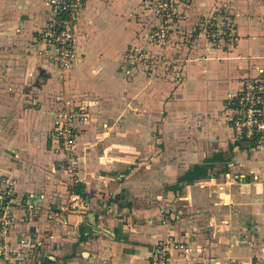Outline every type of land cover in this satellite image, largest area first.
<instances>
[{"label":"crops","instance_id":"obj_1","mask_svg":"<svg viewBox=\"0 0 264 264\" xmlns=\"http://www.w3.org/2000/svg\"><path fill=\"white\" fill-rule=\"evenodd\" d=\"M173 2L159 44L149 0H86L59 69L38 39L47 0H0V175L14 178L18 206L0 249L29 239L37 264H148L174 236L189 250L168 264H264V144L234 135L227 118L245 82L264 76V0ZM218 10L235 39L216 45L199 20L220 26ZM134 46L142 65L127 62ZM69 105L87 113L72 177L52 134ZM72 192L84 202L72 206Z\"/></svg>","mask_w":264,"mask_h":264},{"label":"built area","instance_id":"obj_2","mask_svg":"<svg viewBox=\"0 0 264 264\" xmlns=\"http://www.w3.org/2000/svg\"><path fill=\"white\" fill-rule=\"evenodd\" d=\"M155 10L158 20L156 28L153 30L151 38L153 41L164 44L172 28L173 0H149ZM86 0H47L49 20L48 24L39 32L38 39L48 42L52 47L50 59L59 69H66L70 66L74 57L73 32L78 15L85 5ZM220 18L221 24L216 25L215 19L201 17L199 25L204 31L205 37L213 44L219 45L221 42L233 41L235 39L232 32V18L225 10H218L215 14ZM133 56L128 57L130 65L138 66L144 64L143 53L137 47H133ZM264 74V72H263ZM68 102V101H67ZM231 113L227 117L234 135L239 138L254 140L258 144H264V76L248 79L240 90L235 94ZM87 116L82 107H61L58 117L55 119L56 134L63 143V150L70 151L75 147L74 139L76 132H72V126L76 129ZM76 161V160H75ZM75 167V166H74ZM74 167L66 166L67 175L73 176ZM75 181L73 182V184ZM13 183L6 181L0 190V204L4 203L0 225L3 229L8 226L13 219L17 209L11 197ZM31 195H27L24 203L27 214H33L37 208L31 201ZM72 199L77 203H83L84 198L79 194L72 195ZM13 206V207H12ZM40 243L29 239L22 240L18 248H12L7 243L0 249L2 255L9 264H37ZM166 250L160 246L153 249L148 264H168L169 258Z\"/></svg>","mask_w":264,"mask_h":264},{"label":"rangeland","instance_id":"obj_3","mask_svg":"<svg viewBox=\"0 0 264 264\" xmlns=\"http://www.w3.org/2000/svg\"><path fill=\"white\" fill-rule=\"evenodd\" d=\"M66 104H68V102ZM65 107H68V106H65ZM58 112H59V110L57 111V115H56L55 118L58 117ZM52 127H53L52 134L56 138V141H57V149L59 151L61 150V152L64 154L63 166L65 168L68 165H71V167H74L75 166L73 170H77V160H78V157L74 153V148H73V150L71 149L70 151H67V150L65 151V149L63 150V143H62L61 139L56 134V128H57L56 124L54 123V125ZM80 130H81V128H80L79 125H78V127H76V129L72 126V132L73 131L76 132V137L74 139V142L75 143L77 142V138L80 135ZM65 170H67V169H65ZM8 180L11 183L15 184L14 183L15 182L14 178H12L10 175H7V174L6 175H0V182L1 183L6 184V181H8ZM180 181L182 182L184 180L182 179ZM68 188H69V186H68ZM71 188H73V185L70 186V189ZM14 189L15 188L13 187V190L12 191H14ZM72 195H73V192H72L71 196L69 195V200L72 199ZM180 196H182V195H180ZM25 199L24 200L21 199V200L22 201H25ZM185 199L187 200V198H185ZM171 203H174V204L177 203V201L175 200V198H172L171 199ZM21 206H24V203H22ZM17 208H18V206H17ZM158 246H160L161 249H164V250H166L168 252L166 254H167V257L169 258V260H170V253H171L172 250H174V249H181V250H184V251H188L189 250V247L186 244V242H183V240H181V239H176V237H174V236H169V237H166V239H162V240L158 241L155 244L154 248H156ZM169 260H168V262H169Z\"/></svg>","mask_w":264,"mask_h":264}]
</instances>
